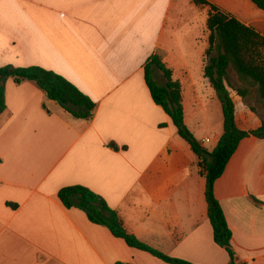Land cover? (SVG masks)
Masks as SVG:
<instances>
[{
    "label": "crops",
    "instance_id": "0c3cea01",
    "mask_svg": "<svg viewBox=\"0 0 264 264\" xmlns=\"http://www.w3.org/2000/svg\"><path fill=\"white\" fill-rule=\"evenodd\" d=\"M204 1L264 36V11L251 0ZM201 12L206 28L208 8L192 0H0V67L52 71L96 105L92 119H77L34 82L7 81L0 264H168L64 208L58 192L75 185L102 197L151 249L190 264L230 263L213 240L199 160L144 77L159 56L181 86L187 127L204 95L217 100L203 76ZM234 103L241 130L264 122L253 106ZM221 124L222 114L219 130L197 139L203 148H215ZM214 194L237 264H264V140L239 143Z\"/></svg>",
    "mask_w": 264,
    "mask_h": 264
},
{
    "label": "trees",
    "instance_id": "16d2710c",
    "mask_svg": "<svg viewBox=\"0 0 264 264\" xmlns=\"http://www.w3.org/2000/svg\"><path fill=\"white\" fill-rule=\"evenodd\" d=\"M192 1L196 6L208 8V46L204 52L203 76L215 91L222 114V135L212 151L203 148L185 125L181 86L178 81L173 80L171 71L159 56L153 55L148 59L144 67V77L153 102L170 118L178 136L189 145L199 160L201 174L205 178L204 196L213 240L225 249L230 258L229 264H237L231 248V231L215 197L214 185L223 175L243 139L253 137L264 140V122L253 130H241L237 126L235 103L229 93V89L234 90L229 85L228 78V70L232 68L240 80L248 81L256 88L264 106V36L204 0ZM251 1L258 9L264 11V0ZM156 75L160 76V81L156 79ZM10 79L16 84L34 82L48 100L57 103L74 118L90 120L93 117L95 103L63 77L37 66L0 67V117L6 111L5 86ZM236 95L235 101L241 102L246 97L240 90H236ZM250 110L254 111L252 108ZM109 147L113 150L119 149L114 144ZM58 199L64 208L83 212L91 224L106 228L113 237L123 240L130 248L147 252L168 264H190L171 259L127 233L118 214L108 207L104 199L83 186L60 189Z\"/></svg>",
    "mask_w": 264,
    "mask_h": 264
},
{
    "label": "rangeland",
    "instance_id": "374dc122",
    "mask_svg": "<svg viewBox=\"0 0 264 264\" xmlns=\"http://www.w3.org/2000/svg\"><path fill=\"white\" fill-rule=\"evenodd\" d=\"M204 16L203 12H201V32L200 35L205 36L207 40V30L204 25ZM206 62V60H205ZM204 64V61H203ZM196 64L194 63L193 68H196ZM196 74V72H195ZM228 78L229 85L234 90L229 89V93L234 100H236V90H240L245 93L246 97L241 100L243 106H253L255 112L258 116L264 118V106L258 96L256 88L250 84L248 81H242L238 78L236 73L232 68L228 70ZM156 79L160 81V76L156 75ZM200 110L197 112L196 118L192 120L191 125H189L188 129L191 132H194L196 136L195 139H199L203 136H210L212 131H217L220 128L221 123V108L220 104L217 100L212 101L210 98H207L205 95L202 98V103L199 105ZM199 108V107H198ZM260 119V118H259ZM263 120V119H262ZM222 125V124H221ZM254 124L251 125L253 127Z\"/></svg>",
    "mask_w": 264,
    "mask_h": 264
},
{
    "label": "built area",
    "instance_id": "2783aa9c",
    "mask_svg": "<svg viewBox=\"0 0 264 264\" xmlns=\"http://www.w3.org/2000/svg\"><path fill=\"white\" fill-rule=\"evenodd\" d=\"M208 142H209V140H205V141H204V143H208Z\"/></svg>",
    "mask_w": 264,
    "mask_h": 264
}]
</instances>
